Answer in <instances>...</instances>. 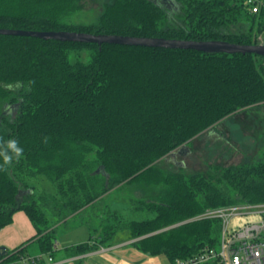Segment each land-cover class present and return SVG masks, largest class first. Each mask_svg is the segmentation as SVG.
<instances>
[{
  "label": "trees",
  "instance_id": "trees-1",
  "mask_svg": "<svg viewBox=\"0 0 264 264\" xmlns=\"http://www.w3.org/2000/svg\"><path fill=\"white\" fill-rule=\"evenodd\" d=\"M84 6L85 0H0V29L238 45H259L264 32V7L253 15L246 0H104L96 23L70 22ZM84 52L88 62L77 57ZM263 104L261 55L0 35V230L22 211L37 233L0 255V264H49L57 229L69 224L86 226L90 238L66 248L68 257L114 246L122 236L169 264L216 248L220 220L175 225L209 209L263 204L264 146L256 160L207 173H166L156 164ZM38 177L55 193L36 196L31 181ZM114 193L135 196L129 202L136 211L156 216L125 220L107 200Z\"/></svg>",
  "mask_w": 264,
  "mask_h": 264
},
{
  "label": "rangeland",
  "instance_id": "rangeland-1",
  "mask_svg": "<svg viewBox=\"0 0 264 264\" xmlns=\"http://www.w3.org/2000/svg\"><path fill=\"white\" fill-rule=\"evenodd\" d=\"M103 3L104 0H85L84 9L70 17V22L78 24L96 23L102 12ZM173 4L176 6L175 1ZM173 14L176 17L177 13L174 12ZM245 23L249 25L250 22L245 21ZM260 40L264 44V32ZM77 57L83 62H88L91 58L88 52L80 53ZM12 108L7 107L5 112H13L14 110ZM263 133L264 104L242 110V112H239L229 120L220 122L214 128L204 131L190 140L186 145L158 161L156 165L166 173L182 172L188 175L211 172L214 167L238 166L245 162L258 159L264 146ZM31 183L35 186L33 192L36 196L41 192L49 194L55 193V185L45 177L32 179ZM160 189V187H154L156 192H159ZM134 197L129 194L126 199L118 198L114 193L108 195L107 200L111 208L118 211L127 221L140 222L153 219L156 216L154 212L146 210L136 211L134 209L129 202V198ZM45 212L48 217L51 216L49 211L45 210ZM202 214L191 217L175 226L189 223L191 219H195V221L207 220L200 218ZM251 219L253 218L244 216L237 217L232 221L230 227H238L247 221H252ZM88 237L89 231L86 226L69 224L67 227L59 226L57 229V242L60 246L64 242H68V240L74 242ZM37 252L32 249L31 254L35 255ZM159 258L165 264H169L166 257L159 256Z\"/></svg>",
  "mask_w": 264,
  "mask_h": 264
},
{
  "label": "built area",
  "instance_id": "built-area-1",
  "mask_svg": "<svg viewBox=\"0 0 264 264\" xmlns=\"http://www.w3.org/2000/svg\"><path fill=\"white\" fill-rule=\"evenodd\" d=\"M246 3L253 15L259 14L264 7L263 0H246ZM241 216L253 219L231 228L232 221ZM200 218L221 221L218 246L207 248L193 258L176 260L174 264H264V203L209 209ZM193 221L195 219L189 222ZM49 261L50 264H57L51 258ZM59 264H67V262Z\"/></svg>",
  "mask_w": 264,
  "mask_h": 264
},
{
  "label": "crops",
  "instance_id": "crops-1",
  "mask_svg": "<svg viewBox=\"0 0 264 264\" xmlns=\"http://www.w3.org/2000/svg\"><path fill=\"white\" fill-rule=\"evenodd\" d=\"M36 230L27 215L19 211L13 217V223L0 230V248L12 251L35 238ZM89 238L74 242L68 240L62 246L57 242V253L54 263L67 262V264H165L159 257H150L138 251L134 246L135 240H126L122 236L120 242L114 246L100 248L99 250L76 256L68 257L65 249L80 243H86ZM124 239V240H123ZM92 244V243H91ZM34 249V246H31ZM104 248V250H103ZM50 264V261H49Z\"/></svg>",
  "mask_w": 264,
  "mask_h": 264
},
{
  "label": "water",
  "instance_id": "water-1",
  "mask_svg": "<svg viewBox=\"0 0 264 264\" xmlns=\"http://www.w3.org/2000/svg\"><path fill=\"white\" fill-rule=\"evenodd\" d=\"M0 35L35 37L44 40H56L61 42L116 44L127 46H142L166 49L195 50L203 53H226V54H257L264 56V44L238 45L224 41H190L165 38L130 37L120 35H93L67 31H30L19 29H0ZM7 251L0 248V255L4 256Z\"/></svg>",
  "mask_w": 264,
  "mask_h": 264
},
{
  "label": "clouds",
  "instance_id": "clouds-1",
  "mask_svg": "<svg viewBox=\"0 0 264 264\" xmlns=\"http://www.w3.org/2000/svg\"><path fill=\"white\" fill-rule=\"evenodd\" d=\"M8 147H9L10 149H12L14 152H16L17 154H19V153L21 152V149H19V148L17 147L15 141H9V143H8ZM9 159H10V157L5 156V160H6V161L9 160Z\"/></svg>",
  "mask_w": 264,
  "mask_h": 264
}]
</instances>
